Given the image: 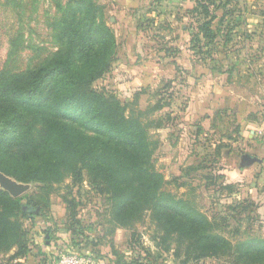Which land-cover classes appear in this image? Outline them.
<instances>
[{
    "label": "rangeland",
    "instance_id": "1",
    "mask_svg": "<svg viewBox=\"0 0 264 264\" xmlns=\"http://www.w3.org/2000/svg\"><path fill=\"white\" fill-rule=\"evenodd\" d=\"M74 1L0 0V73L19 74L32 70L61 52L56 26L62 20L63 10ZM120 1L93 0L97 8L96 22L113 32L116 30L118 35L123 33L131 42L127 48L121 38H116L117 58L110 61L111 72L99 80L96 87L105 88L121 104L127 105L126 115L137 117L147 130L154 148L145 159V167L160 184L158 192L169 196L172 203L187 200L195 212L202 215L201 219L191 221L178 216L177 205L150 202L148 194L144 196L142 190L136 188L139 180L133 175L129 176L133 187L130 195H114L104 190L98 197L95 188H102L103 183L94 185L92 176L80 164L76 165L79 176L73 177L71 165L54 161L45 165L42 162L47 157L42 153L38 165L29 168L38 171L40 180L21 183L11 178L28 186L18 198L33 201L30 209L36 208L41 216L33 229L23 214L12 216L10 222L16 226L0 245V264L15 263L12 260L17 246L11 245L14 240L19 239L32 247V236L40 234V241L43 240L46 235L43 236L39 229L47 228L52 246L59 247L56 241H62L58 236L63 238V235L57 231L74 224L83 231L92 225L90 231L87 230L91 236L86 235L93 237L92 243L101 247L103 254L98 255L105 259L99 263L96 255L90 253L94 259L92 264L131 263L139 253H146L148 261L156 264H264V253H251L241 247L244 241H252L254 247L257 242L264 241V231L255 224L257 216L253 206V202L259 207L264 205V185L257 190L260 198L253 199L252 188H234L229 193L221 189V181L211 180L214 173L194 172L200 160L205 167L211 164L214 152L211 141L201 146L194 144V130L188 124L194 98L188 88L198 85L196 77L204 69L223 75L218 76L219 84L228 92L231 89L234 97H251L256 101L254 104L264 103V0L232 1L228 8L232 12L226 15L221 29L215 32L214 27L216 40L205 44L202 54H197V58L203 59L200 63L198 60L191 62L184 51V41L188 37L182 26L191 22L185 0H146L135 12ZM189 1L193 6L195 1ZM76 16L80 21L81 15ZM125 19L134 27H126V23L120 21ZM149 64L161 65L166 71L172 69L173 64L188 69L193 64L194 70V66L201 69L183 84L175 80L166 88L162 81L156 88L144 90L142 85L147 82L139 70ZM149 123H160L161 127L154 128ZM34 136L35 132L26 128L21 144L25 146ZM85 136L94 135L88 132ZM213 143H216L214 139ZM195 149L198 155L192 153ZM224 157H218L221 163L216 165L215 175L217 168L219 173L223 172ZM181 166L186 167L180 171ZM7 167L11 165L6 164ZM26 170L20 167L15 171L25 174ZM260 178L263 180L264 173ZM78 193L79 203L76 204L72 197ZM0 205L11 206L6 198ZM171 211L176 215L166 214ZM93 215L97 219L95 224L91 222ZM258 216L261 217L259 213ZM195 235L200 237L202 247H187L190 238L196 239ZM80 240L82 247L92 246L84 237ZM78 242L79 238L73 237L68 247H77Z\"/></svg>",
    "mask_w": 264,
    "mask_h": 264
},
{
    "label": "trees",
    "instance_id": "2",
    "mask_svg": "<svg viewBox=\"0 0 264 264\" xmlns=\"http://www.w3.org/2000/svg\"><path fill=\"white\" fill-rule=\"evenodd\" d=\"M145 1L121 0L120 2L131 12H135L138 10L137 7L145 4ZM232 1L234 0H193L194 5L186 11L191 22L188 27L182 26L188 37L184 41L186 46L184 51L191 57V62L197 60L199 63L202 62L203 59L197 58L199 57L197 54H202L205 44L216 40L214 27H216L215 32L221 29L228 17L226 15L232 12L228 10ZM77 14L81 15L80 21ZM96 14L97 8L93 0H75L63 10L62 20L56 26V36L62 45L61 52L32 70L19 74L0 73V171L21 183L40 180L38 171L29 168L38 165L43 153V157H47L43 164L48 165L54 161L55 164L71 165L73 177L79 176L80 173L76 171L77 164L85 168L92 176L91 182L94 185L100 181L103 183L102 188L98 185L95 188L98 197L102 196L104 190L111 191L110 193L114 195H130L133 187L130 185L129 176L133 175L139 180L136 188L142 190L144 196L148 194L150 202L158 201L161 204L164 201L170 205H177L178 216L191 221L201 219L202 215L196 213L187 200L180 199L172 203L174 201L169 196L158 192L160 184L145 167V159H148L154 148L149 142L147 130L137 117L126 115L127 105L121 104L105 88L96 87V83L111 72L110 61L117 58L116 38H121L127 48L131 44L123 33L118 35L116 30L113 32L103 23L96 22ZM125 20L120 21L126 23V27H134L132 22ZM194 24L196 27H193ZM182 51L181 49L180 55ZM139 72L145 76L147 82L142 85L144 90L154 89L162 81L165 82L166 88L175 80H181L183 83L184 80L178 77V74H189L187 68H180L176 64L167 71L161 65L149 64L148 67H141ZM168 77L175 78L167 80ZM157 109L160 110L161 107ZM149 125L154 128L161 127L160 123L154 125L149 123ZM28 127L35 132V136L23 146L22 133ZM88 132H92L94 136L87 138L85 135ZM237 133L235 129L231 130V134L237 135ZM196 135L197 133L194 134V144L199 143L201 146L210 142L208 137H204L205 141H203ZM223 147L226 146L221 141L215 143L212 150L213 162L205 167L203 160L198 161L194 172L214 173L211 180L221 181L223 185L221 189L230 193L237 188L236 185L226 183L225 175L219 173L218 168L216 175L214 171L219 164L218 157ZM6 164H10L13 171H10L12 170L10 167L6 168ZM20 167L27 169L25 174L15 171ZM3 198H6L11 206L0 205V245L8 238L6 234L11 232V228L16 226L10 222L12 216L23 214L29 221L30 229L35 227V221L41 216L36 208L30 209L34 204L31 200L10 198L7 192L0 190V202ZM72 202L79 203V193L73 195ZM253 206L254 214L257 216L255 224L264 231V205L259 207L253 202ZM173 213L171 211L166 214L170 216ZM92 218L91 222L95 224L97 219L94 215ZM89 227L92 228V225ZM64 229L61 232L57 231V234L63 235V238L62 236L58 238L62 239L67 248L61 250L59 254L73 252L88 254L85 248H81L83 245H80L83 244L80 239L84 237L85 241L92 245L91 253L95 252L97 259L101 261L102 249H95L99 248V245L93 244V237L86 235L91 236L87 231L90 229L83 231V228L80 229L78 226L76 228L75 224ZM39 230L43 236L46 235V238L41 241L39 238L37 241L39 235L35 234L31 238V243H39L41 247L46 248L50 245L49 229ZM73 237L79 238V242L77 247L69 248L68 242H71ZM195 237L196 239H189L187 247H202L200 237L196 235ZM11 245L17 246L12 261L16 264L25 262L31 249L28 243L17 239ZM49 247L54 246L51 244ZM241 247L251 253H264V241L257 242L256 247L253 246L252 241H244ZM59 254L55 257L54 263L57 262ZM139 255L131 263L121 261H112V263L156 264L154 261H148L149 255L146 253Z\"/></svg>",
    "mask_w": 264,
    "mask_h": 264
},
{
    "label": "crops",
    "instance_id": "3",
    "mask_svg": "<svg viewBox=\"0 0 264 264\" xmlns=\"http://www.w3.org/2000/svg\"><path fill=\"white\" fill-rule=\"evenodd\" d=\"M185 2L186 10L192 8V2L189 0H185ZM188 25L189 23L184 27H188ZM193 27H196V24ZM173 38L176 40V37ZM192 65L190 69L187 68L190 74H178V77L186 81L192 74H197L198 71L196 72V70L201 68L194 66L196 69L194 70ZM203 71H200L196 77L198 85L188 88V91L194 95L188 124L193 127V133H197L198 139L205 141L204 137H208L207 139H210L213 149L215 147V144H212L213 139L216 143L221 141L226 146L220 151V156H225L223 158L225 165L222 167L225 181L235 184L237 188L245 190L252 188L254 190L253 199L260 198V193L257 190H261L264 185V178L263 180L260 178L264 173V103L254 104L256 101H253L251 97L248 99L234 97L231 94V89L228 92L224 86L219 84L218 76L223 75H216L205 69ZM184 81L183 83H185ZM234 129L238 131L237 135L231 134V130ZM230 134L231 137L235 138H231ZM192 153L198 155L196 149ZM185 167L181 166L180 171L184 170ZM39 237L37 236V241ZM49 244L51 245V242ZM56 245L59 247L48 246L49 248H45L41 247L39 243H34L25 262L21 264H56V262L54 263L55 257L61 250L67 248L62 241L59 243L56 241ZM81 248H85L89 253L93 251L92 247ZM93 253L95 254V252ZM97 262L102 263L99 260Z\"/></svg>",
    "mask_w": 264,
    "mask_h": 264
},
{
    "label": "water",
    "instance_id": "4",
    "mask_svg": "<svg viewBox=\"0 0 264 264\" xmlns=\"http://www.w3.org/2000/svg\"><path fill=\"white\" fill-rule=\"evenodd\" d=\"M0 188L13 198H18L28 190L27 185L17 183L2 173H0Z\"/></svg>",
    "mask_w": 264,
    "mask_h": 264
},
{
    "label": "built area",
    "instance_id": "5",
    "mask_svg": "<svg viewBox=\"0 0 264 264\" xmlns=\"http://www.w3.org/2000/svg\"><path fill=\"white\" fill-rule=\"evenodd\" d=\"M94 259L90 254L83 253H60L56 264H92Z\"/></svg>",
    "mask_w": 264,
    "mask_h": 264
}]
</instances>
